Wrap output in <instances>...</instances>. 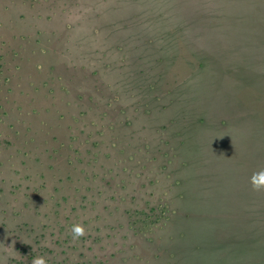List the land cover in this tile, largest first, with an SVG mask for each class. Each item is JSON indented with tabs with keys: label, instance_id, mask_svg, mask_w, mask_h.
<instances>
[{
	"label": "rangeland",
	"instance_id": "374dc122",
	"mask_svg": "<svg viewBox=\"0 0 264 264\" xmlns=\"http://www.w3.org/2000/svg\"><path fill=\"white\" fill-rule=\"evenodd\" d=\"M261 170L264 0H0V264H264Z\"/></svg>",
	"mask_w": 264,
	"mask_h": 264
},
{
	"label": "clouds",
	"instance_id": "9594fccd",
	"mask_svg": "<svg viewBox=\"0 0 264 264\" xmlns=\"http://www.w3.org/2000/svg\"><path fill=\"white\" fill-rule=\"evenodd\" d=\"M250 184L253 191H264V170L253 173L250 177ZM71 233L73 240H78L80 237L85 235V229L82 225L76 224L72 226ZM31 264H46V260L44 257H35L33 258Z\"/></svg>",
	"mask_w": 264,
	"mask_h": 264
}]
</instances>
